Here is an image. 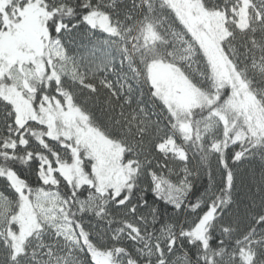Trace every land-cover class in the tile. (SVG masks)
Masks as SVG:
<instances>
[{
    "label": "snow or ice",
    "instance_id": "6c2138e0",
    "mask_svg": "<svg viewBox=\"0 0 264 264\" xmlns=\"http://www.w3.org/2000/svg\"><path fill=\"white\" fill-rule=\"evenodd\" d=\"M0 264H264V0H0Z\"/></svg>",
    "mask_w": 264,
    "mask_h": 264
},
{
    "label": "trees",
    "instance_id": "16d2710c",
    "mask_svg": "<svg viewBox=\"0 0 264 264\" xmlns=\"http://www.w3.org/2000/svg\"><path fill=\"white\" fill-rule=\"evenodd\" d=\"M250 167H258V161H253L250 166H242V171H245L246 168H250ZM205 182H206V178H205Z\"/></svg>",
    "mask_w": 264,
    "mask_h": 264
}]
</instances>
